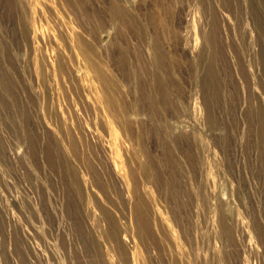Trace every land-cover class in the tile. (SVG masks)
Instances as JSON below:
<instances>
[{
    "label": "rangeland",
    "instance_id": "obj_1",
    "mask_svg": "<svg viewBox=\"0 0 264 264\" xmlns=\"http://www.w3.org/2000/svg\"><path fill=\"white\" fill-rule=\"evenodd\" d=\"M0 264H264V0H0Z\"/></svg>",
    "mask_w": 264,
    "mask_h": 264
}]
</instances>
